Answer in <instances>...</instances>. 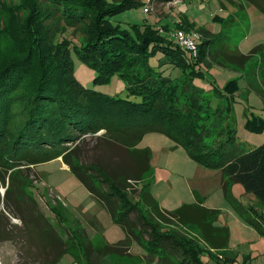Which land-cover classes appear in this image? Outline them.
Instances as JSON below:
<instances>
[{
	"label": "trees",
	"instance_id": "16d2710c",
	"mask_svg": "<svg viewBox=\"0 0 264 264\" xmlns=\"http://www.w3.org/2000/svg\"><path fill=\"white\" fill-rule=\"evenodd\" d=\"M226 1L239 9L253 6L264 13V0ZM139 4L145 7L150 2L0 0V175L3 180L8 177L6 191L14 187L21 198L32 202H25L32 211L28 216L23 217L22 209H17L23 224L40 222L50 230V223L35 210L36 203L21 186L20 166L61 157L125 231L123 239L95 247L96 257L123 254L135 241L144 247L147 258L153 257L150 262L155 260L154 264H203L200 255L213 253L208 246L233 262L236 255L226 250L228 227L215 225L219 209L196 202L174 210L159 206L150 192V181L143 176L150 168L149 150L138 144L147 132L162 133L192 161L220 170L225 198L245 223L264 236V142L246 149L237 140L232 115L233 99L240 91L236 79L227 80L222 87L212 85L209 90L193 83L194 76L200 75L201 61L206 55L213 56V34L199 28L204 39L198 42L193 57L153 25L139 26L130 33L111 23L114 14ZM221 5L225 7L223 2ZM225 18L214 15L212 20L228 26L231 18ZM181 22L180 28L191 29L187 21ZM260 49L258 45L250 54H243L235 48L229 51L231 55L226 54V60L233 58L244 65ZM72 54L95 70V83L118 75L127 96L139 99L84 87L74 75ZM152 58L156 63H150ZM213 58L218 60L215 55ZM226 60L218 61L228 64ZM168 68L180 69L183 74L172 78L165 74ZM257 92L264 97L261 90ZM214 96L218 97L216 107L212 105ZM244 115L246 130L263 131V116L250 109ZM88 135L96 139L93 148L102 143L99 151L107 154L106 162L98 159L85 164L77 159L80 148H75V142ZM124 155L126 161L138 163H130L135 172H114L116 167L111 164L122 163ZM234 183L251 193L254 201L246 203L235 197L231 191ZM178 225L194 228L203 244L180 235L175 228ZM53 233L61 240L54 229ZM58 243L59 255L72 251L78 260L75 242Z\"/></svg>",
	"mask_w": 264,
	"mask_h": 264
},
{
	"label": "rangeland",
	"instance_id": "374dc122",
	"mask_svg": "<svg viewBox=\"0 0 264 264\" xmlns=\"http://www.w3.org/2000/svg\"><path fill=\"white\" fill-rule=\"evenodd\" d=\"M170 1L173 0L169 2L150 0L148 11H145L143 4L135 5L114 14L110 19L111 23L130 33H135L139 26L142 28L145 24L153 25L157 29L164 30L159 32L167 39H172L170 33L175 30L199 31V28H203L210 31L213 34L211 45L213 56L206 55L205 60L201 61L200 75L194 76L193 83L204 90H209L213 83L222 87L227 80L236 79L240 90L244 93L243 97L236 95L233 99L232 115L237 140L246 149L262 144L264 129L259 133L246 130L244 112L251 109L264 117V97L262 98L260 94L259 96L255 90L249 89L252 88L251 85L248 86L252 80L251 83L256 82L264 89V13L253 6L245 10L230 6L226 0H175L173 5ZM142 2L147 1L142 0ZM221 2L225 7H222ZM214 15L226 17L225 19L231 18V21L228 22V26H222L220 22L212 20ZM183 19L192 26L191 29L178 26ZM201 38L204 39L202 34L198 42ZM258 45H261V49L251 56L246 66L242 67L245 68L244 70L228 67L234 62L231 57L226 60V54L231 55L230 50L238 46L240 50L248 52ZM214 55L219 61L226 60L228 64H220L213 58ZM72 60L74 75L84 87L131 100L139 99L135 96H127L125 83L118 75L112 76L108 82L95 83V70L74 54ZM150 63H156L155 59H150ZM165 74H170L173 78L179 77L183 72L180 69L168 68L165 69ZM217 98L214 96L212 99L214 107L218 104ZM95 141V137L88 135L75 142V148H80L76 153L80 162L90 164L98 159L107 161L105 157L107 154L99 151L102 143L101 147L93 148ZM138 147L149 150L150 168L144 171L143 176L150 181L151 193L163 208L174 210L181 204L195 201L193 192L196 189L201 203L219 209L215 223L228 226L230 232L228 247L235 252L236 257L233 262H228L220 252L208 246L206 249L218 256L203 252L200 255L203 264H264V236L244 223L233 210L219 185H216L219 179V175L216 176L219 173L218 169L206 168L192 161L181 146H175V143L162 133L147 132ZM111 156L113 157L112 154ZM126 157L124 155L121 158L122 163H112L111 160L112 168L116 167L113 169L114 172H135L130 163L134 166L138 163L135 164L129 159L126 161ZM20 167H23L21 178L24 181L21 186L37 204L34 205L35 210L41 216L44 215L50 223L51 227L48 226L52 232L40 222L29 221V224H23V218L19 217L20 213H17V209H22L23 217L28 216L32 211L25 202L29 205H32V202L27 201L26 197L21 198L14 187L6 191L8 177L3 180V176L0 175V264H50L61 252L58 243L61 240L65 241V245L75 242L74 252L78 260H74L72 251H69L60 254L54 264L155 263V260L154 263L150 262L153 259L151 255L150 258L146 257L144 247L133 241L130 243L131 250L129 247L123 254H100L96 257L97 253L93 250L96 249L95 247H101L105 241L117 242L124 238L125 231L112 220L106 208L91 197L62 160L55 158L28 167ZM200 183H203L204 187L199 189ZM141 185L142 182L138 187ZM231 191L243 202L254 201V196L246 193L239 183H234ZM143 210L146 212L145 208ZM52 228L61 240L53 233ZM175 228L180 235L203 244L201 236L194 228L180 225Z\"/></svg>",
	"mask_w": 264,
	"mask_h": 264
},
{
	"label": "crops",
	"instance_id": "0c3cea01",
	"mask_svg": "<svg viewBox=\"0 0 264 264\" xmlns=\"http://www.w3.org/2000/svg\"><path fill=\"white\" fill-rule=\"evenodd\" d=\"M171 3H172V5L174 4V2H175V0H173V1H170ZM171 5V4H170ZM172 5H171V7H172ZM231 6V5H230ZM159 11V10H158ZM230 15V14H229ZM254 48V47H253ZM252 48V49H253ZM235 49V48H234ZM233 49V50H234ZM236 49H238V51H240L241 53H243V54H250V51L252 50H249L248 52H246V50H240L239 48H238V46L236 47ZM255 54V53H254ZM253 54H251V56H252ZM249 60V59H248ZM248 62V61H247ZM233 63V62H232ZM243 66H246L245 65V63H244V65H240V64H237V63H233V65L232 64H230L228 67H232V68H235L236 70L237 69H241ZM243 70L245 69V68H242ZM252 82V80L248 83V86L250 87V85L252 86V88H249V89H252V90H255V92H257V90H261L262 91V94L264 95V89L263 88H261L256 82H253V83H251ZM213 86L214 85H216L215 83H213L212 84ZM255 85V86H254ZM242 94H244L241 90L238 92V93H236V95H239V96H242ZM257 94H258V92H257ZM235 95V96H236ZM259 95V94H258ZM260 96V95H259ZM243 97V96H242ZM251 110V109H250ZM149 155H150V153H149ZM58 159H60V160H62L61 159V157H58ZM150 160H151V156H150ZM66 165V164H65ZM67 166V165H66ZM69 169V168H68ZM219 175V176H218ZM216 176H218L219 177V179H218V182L216 183V185H219V188L222 190V192H223V189H222V174H221V171L219 170V173H217L216 174ZM199 185V189L203 186L204 187V185H203V183H200V184H198ZM150 188H151V186H150ZM194 191L195 192H193V194H194V197H195V201H193V202H187V203H184V204H190V203H194V202H196V203H199L200 205H202V206H205V207H208V208H213V209H218V208H215L214 206H212V205H204V203H201V202H199L200 200H199V194L197 193V191H196V189H194ZM150 192H151V189H150ZM152 194V193H151ZM223 194H224V192H223ZM153 195V194H152ZM199 195V196H198ZM154 196V195H153ZM92 197V196H91ZM236 197V196H235ZM93 198V197H92ZM154 198L157 200V198L154 196ZM238 198V197H237ZM204 199H205V197H204ZM96 200V199H95ZM157 202H158V204H159V206L161 207V208H163L162 206H161V204H160V202L157 200ZM182 205V204H181ZM179 207V206H178ZM163 209H165V208H163ZM167 210V209H166ZM234 210V209H233ZM235 211V210H234ZM236 212V211H235ZM237 214V213H236ZM238 215V214H237ZM241 219V218H240ZM242 220V219H241ZM243 221V220H242ZM244 222V221H243ZM245 223V222H244ZM247 224V223H246ZM215 225H218V226H222V225H220V224H217V223H215ZM248 225V224H247ZM226 226V225H225ZM249 226V225H248ZM228 227V226H227ZM251 227V226H250ZM252 228V227H251ZM255 230V229H254ZM228 231H229V228H228ZM256 231V230H255ZM257 232V231H256ZM229 236H230V232H229ZM125 237V236H124ZM123 239V238H122ZM121 240V239H120ZM132 242V241H131ZM130 242V243H131ZM133 243H135V241H133ZM228 243H229V238H228ZM129 247H130V250H131V245H129ZM128 247V248H129ZM226 250L228 251V252H232V253H234L235 254V252L233 251V250H230L229 249V247H228V245H227V247H226Z\"/></svg>",
	"mask_w": 264,
	"mask_h": 264
},
{
	"label": "built area",
	"instance_id": "2783aa9c",
	"mask_svg": "<svg viewBox=\"0 0 264 264\" xmlns=\"http://www.w3.org/2000/svg\"><path fill=\"white\" fill-rule=\"evenodd\" d=\"M150 2V0H146ZM149 4L145 6V11H148ZM159 31H163L159 28ZM200 33L195 30H175L170 33V37L177 42V44L184 50L191 53L193 57L196 56L198 40H200Z\"/></svg>",
	"mask_w": 264,
	"mask_h": 264
}]
</instances>
